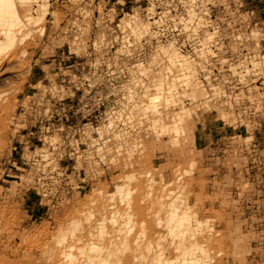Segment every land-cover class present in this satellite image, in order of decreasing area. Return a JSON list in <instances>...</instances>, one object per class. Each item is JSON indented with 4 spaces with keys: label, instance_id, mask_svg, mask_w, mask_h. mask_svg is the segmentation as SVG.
Listing matches in <instances>:
<instances>
[{
    "label": "rangeland",
    "instance_id": "1",
    "mask_svg": "<svg viewBox=\"0 0 264 264\" xmlns=\"http://www.w3.org/2000/svg\"><path fill=\"white\" fill-rule=\"evenodd\" d=\"M117 1L50 0L46 22L3 65L0 264H42L88 201L116 193L120 173L152 170L167 182L173 169L190 184L193 212L208 221L211 264H264V0H204L219 27L212 34L235 26L242 40L209 41L203 58L201 41H136L121 21L148 23L130 7L122 16ZM168 44L192 61L210 97L183 99L194 140L185 159L167 136L147 135L136 109L143 73Z\"/></svg>",
    "mask_w": 264,
    "mask_h": 264
},
{
    "label": "bare ground",
    "instance_id": "2",
    "mask_svg": "<svg viewBox=\"0 0 264 264\" xmlns=\"http://www.w3.org/2000/svg\"><path fill=\"white\" fill-rule=\"evenodd\" d=\"M49 2L0 0V85L9 80L4 63L15 59L11 52L17 43L34 35L32 29L46 22ZM29 5L37 8L35 12ZM187 15L189 20L195 19L193 11ZM119 27L127 29L136 41L149 30L148 25L139 24L137 16L121 21ZM210 40L198 42V58L207 56ZM192 64L171 44L157 47L148 65L150 71L143 73L148 85H141L144 93L136 106L138 116L148 121L147 135L151 139L167 136L182 159L187 155L185 148L194 145L188 133L193 127L189 122L192 115L185 110L183 99L187 94L192 104L210 99ZM248 64L255 72L258 64ZM246 66L242 62L237 67L247 72ZM5 127L0 119L1 133ZM153 173L142 171L132 177L120 173L116 193L106 192L88 201L69 221L67 231L42 252V264H211L206 246L211 229L208 221L199 220L193 212L195 205L190 207V184L185 183L184 173L173 169L167 182L155 179Z\"/></svg>",
    "mask_w": 264,
    "mask_h": 264
},
{
    "label": "built area",
    "instance_id": "3",
    "mask_svg": "<svg viewBox=\"0 0 264 264\" xmlns=\"http://www.w3.org/2000/svg\"><path fill=\"white\" fill-rule=\"evenodd\" d=\"M208 2V1H207ZM204 0H119V13L124 15L130 7L140 13L148 23V34L141 41H241L238 29L219 31L216 36L212 21V6ZM102 8L97 3V9ZM193 11L195 19L189 20L188 12ZM202 22V23H201ZM125 41H132L127 39Z\"/></svg>",
    "mask_w": 264,
    "mask_h": 264
}]
</instances>
